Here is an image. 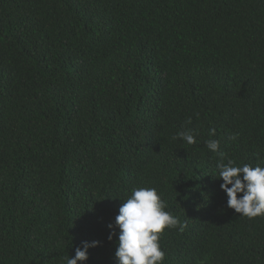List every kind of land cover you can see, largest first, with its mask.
<instances>
[{
  "label": "trees",
  "instance_id": "16d2710c",
  "mask_svg": "<svg viewBox=\"0 0 264 264\" xmlns=\"http://www.w3.org/2000/svg\"><path fill=\"white\" fill-rule=\"evenodd\" d=\"M208 139L264 167V0H0V264H118L136 187L179 220L164 264H264Z\"/></svg>",
  "mask_w": 264,
  "mask_h": 264
},
{
  "label": "clouds",
  "instance_id": "9594fccd",
  "mask_svg": "<svg viewBox=\"0 0 264 264\" xmlns=\"http://www.w3.org/2000/svg\"><path fill=\"white\" fill-rule=\"evenodd\" d=\"M187 123H192L191 117L187 118ZM209 135L215 136V129H210ZM174 139L187 145L197 143L191 129L178 132ZM205 145L219 157L216 167L218 179L223 181L220 187L228 198L227 207L241 217L264 218V167L259 163L254 167L250 164L237 166L220 150V142L216 139H208ZM123 200L115 218V226L120 229L115 253L118 264H164L165 253L160 239L167 229L179 226L178 218L165 210L166 202L153 187L133 188ZM113 235L109 236L110 241ZM99 243L84 242L82 248H76L74 257L67 258L66 264H86L89 249L98 247Z\"/></svg>",
  "mask_w": 264,
  "mask_h": 264
}]
</instances>
